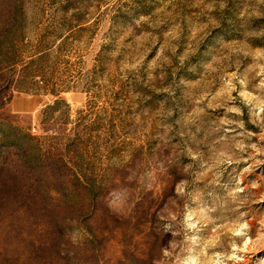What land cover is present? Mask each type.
Returning a JSON list of instances; mask_svg holds the SVG:
<instances>
[{
	"label": "rangeland",
	"instance_id": "374dc122",
	"mask_svg": "<svg viewBox=\"0 0 264 264\" xmlns=\"http://www.w3.org/2000/svg\"><path fill=\"white\" fill-rule=\"evenodd\" d=\"M0 264H264V0H0Z\"/></svg>",
	"mask_w": 264,
	"mask_h": 264
}]
</instances>
